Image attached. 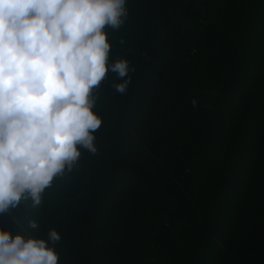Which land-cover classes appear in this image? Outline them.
Listing matches in <instances>:
<instances>
[{
  "label": "trees",
  "instance_id": "1",
  "mask_svg": "<svg viewBox=\"0 0 264 264\" xmlns=\"http://www.w3.org/2000/svg\"><path fill=\"white\" fill-rule=\"evenodd\" d=\"M126 8L105 31L130 83L116 92L109 71L96 92L97 153L0 229L56 230L59 264H264V0H162L148 20Z\"/></svg>",
  "mask_w": 264,
  "mask_h": 264
},
{
  "label": "clouds",
  "instance_id": "2",
  "mask_svg": "<svg viewBox=\"0 0 264 264\" xmlns=\"http://www.w3.org/2000/svg\"><path fill=\"white\" fill-rule=\"evenodd\" d=\"M127 15L126 0H0V213L29 198L39 207L81 149L97 153L96 92L109 71L123 80L116 92L130 83L127 60L108 63L105 29L118 30ZM60 240L54 229L47 241L0 229V264H59L49 242Z\"/></svg>",
  "mask_w": 264,
  "mask_h": 264
},
{
  "label": "rangeland",
  "instance_id": "3",
  "mask_svg": "<svg viewBox=\"0 0 264 264\" xmlns=\"http://www.w3.org/2000/svg\"><path fill=\"white\" fill-rule=\"evenodd\" d=\"M159 1L162 2V0H134V8L139 11V16L142 14L147 18L146 20L149 19L150 13H155V16L158 18L165 11V9L158 8Z\"/></svg>",
  "mask_w": 264,
  "mask_h": 264
}]
</instances>
